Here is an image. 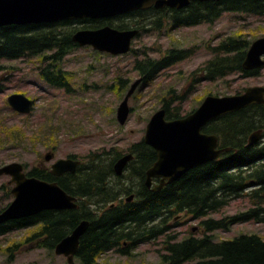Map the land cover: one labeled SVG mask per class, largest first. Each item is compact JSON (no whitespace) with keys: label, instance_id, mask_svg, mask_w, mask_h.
Returning <instances> with one entry per match:
<instances>
[{"label":"trees","instance_id":"16d2710c","mask_svg":"<svg viewBox=\"0 0 264 264\" xmlns=\"http://www.w3.org/2000/svg\"><path fill=\"white\" fill-rule=\"evenodd\" d=\"M225 11H239L264 16V0H208L191 1L181 9L153 7L133 10L109 19L61 20L48 23L0 26V60L19 58L40 59V76L49 84L68 87V76L59 68V62L74 47L72 34L76 28L68 26L86 23L82 28H97L104 24L118 29L149 28L159 31L164 26H193L213 23ZM128 17L129 21L113 23V19ZM144 25H147L145 28ZM250 41L238 34L229 35L217 45L208 47L213 57L202 67L203 79L214 80L233 72L243 76L257 75L260 69L241 67ZM190 51L170 48L159 59H136L134 69L148 83L160 69L188 56ZM200 70V69H199ZM194 74V73H193ZM125 81H120L124 86ZM176 96V99L181 98ZM166 118L182 117L168 103L162 106ZM262 129L264 137V104H252L238 111L224 114L207 123L202 131L219 137V147L229 148L211 161L192 167L176 180L153 191L143 183L144 171L156 159L155 151L141 139L131 143L127 151L133 154L124 172L117 176L113 164L120 153L114 151L89 152L74 173L54 176L46 167L33 166L27 175L47 181H56L67 193L77 197L74 209L43 210L34 215L0 223V234L12 230L35 227L31 238L52 250L82 220L87 229L79 238L75 258L80 264H97L103 253L115 250L130 255L139 243L164 235L163 264H264V238L258 233L240 232L231 238L215 239V230H229L233 224L244 221H262L261 202L264 200V141L247 145L250 133ZM4 141L19 145L26 139L25 130L10 127L0 131ZM70 157H74L69 155ZM1 165V164H0ZM25 165V163H24ZM124 179L121 183L119 180ZM9 186L0 185L2 196H10ZM129 192L135 197L127 200ZM247 192L253 200L252 208L220 217L207 216L225 207L231 198ZM125 197V200L123 197ZM5 207V206H4ZM0 207V211L4 208ZM180 213L199 221L203 233L189 234L176 240V234L167 233L169 223ZM17 246L13 243L9 249Z\"/></svg>","mask_w":264,"mask_h":264},{"label":"rangeland","instance_id":"374dc122","mask_svg":"<svg viewBox=\"0 0 264 264\" xmlns=\"http://www.w3.org/2000/svg\"><path fill=\"white\" fill-rule=\"evenodd\" d=\"M121 21L127 22L129 18L113 19L116 24ZM84 25L86 23L68 26L80 29ZM147 28L141 31L137 28L140 32L132 40L131 50L125 54L96 51L88 45L72 48L58 63L68 76V87L46 82L39 74L42 63L37 57L1 59L0 131L20 127L25 130L26 139L19 145H12L4 141L2 134L0 164L22 162L28 171L33 166L49 167L57 158L69 155L82 161L87 153L94 151L125 153L131 143L143 138L146 123L163 102L184 116L197 108L207 95H231L243 92L248 86H264V67L258 68L257 75L243 76L233 72L214 80L203 79L204 71H201L205 62L213 57L208 47L217 45L227 36L241 34L251 42L264 35V16L225 11L210 24L172 28L166 25L159 31ZM174 47L188 49L190 53L186 58L160 69L148 83H140L136 87L128 99L131 108L128 119L124 125H119L116 108L130 84L139 78L133 66L135 60L159 59ZM121 80L125 81L124 86L120 84ZM12 93H22L34 100L29 114H18L10 108L7 97ZM178 95L182 97L176 99ZM47 152L54 153L53 160L43 159ZM8 179L9 176L1 175L0 185L6 184ZM243 193L207 216L217 218L252 208V198L247 192ZM11 199V194L2 196L0 190V207L6 206ZM261 203L262 221H244L233 224L227 231L215 230V239L231 238L240 232H255L264 238V200ZM175 218L169 221L173 227L167 233L176 234V240L189 234L199 236L203 233L199 224L202 218L195 219L186 213ZM192 227L196 229L192 231ZM35 229L27 227L0 234V264H80L75 257L68 263L66 256L41 247L36 237L28 239ZM164 237L165 234L139 243L130 255L109 250L100 255L97 264H163L160 255L165 252ZM13 243L17 246L9 249ZM194 263L188 261L183 264Z\"/></svg>","mask_w":264,"mask_h":264},{"label":"water","instance_id":"95a60500","mask_svg":"<svg viewBox=\"0 0 264 264\" xmlns=\"http://www.w3.org/2000/svg\"><path fill=\"white\" fill-rule=\"evenodd\" d=\"M194 0H0V26L7 24L26 25L48 23L61 20L100 19L121 15L133 10L164 6L181 9ZM208 1V0H199ZM218 1V0H213ZM138 29H118L110 25L97 28H80L72 34V40L79 46L90 45L93 49L110 54H123L130 50L132 39ZM264 35L249 44L241 67L256 69L264 65ZM141 79L134 80L116 108V120L125 124L130 113L128 99ZM8 105L19 114H28L32 100L22 93H12L7 97ZM251 104H264V86L252 85L243 92L231 95H207L192 112L185 116L167 119L163 107L157 109L145 126L143 141L156 153V159L146 170V185L151 177L160 178L154 190L170 183L192 167L216 159L229 148L218 147L215 134H208L202 128L210 121L227 113L238 111ZM261 129L253 131L248 144L261 136ZM54 158L53 152L43 155L45 161ZM131 153L120 156L113 164L116 175H120ZM80 165L79 159L58 158L50 164L54 176L74 173ZM10 176L13 198L0 211V223L34 215L43 210L74 209L78 207L77 197L67 193L56 181H47L29 176L23 171V164L17 161L0 166V176ZM88 221H80L72 231L54 246L57 255H64L71 263L76 254L79 238L87 229ZM196 227L192 228L194 231Z\"/></svg>","mask_w":264,"mask_h":264},{"label":"bare ground","instance_id":"6f19581e","mask_svg":"<svg viewBox=\"0 0 264 264\" xmlns=\"http://www.w3.org/2000/svg\"><path fill=\"white\" fill-rule=\"evenodd\" d=\"M194 1H199V0H194ZM190 2H191V1H190ZM190 2H189V3H190ZM166 7H167V6H166ZM185 7H186V6H185ZM169 8H171V7H169ZM183 8H184V7H183ZM147 9H149V8H147ZM175 9H177V8H175ZM142 10H143V9H142ZM117 16H118V15H117ZM114 17H116V16H114ZM114 17H110V18H114ZM100 19H109V18H100ZM75 20H80V19H75ZM104 25H108V24H104ZM110 26H111V25H110ZM111 27H112V26H111ZM114 28H115V27H114ZM127 29H130V28H127ZM135 29H137V28H135ZM138 31H139V30H138ZM139 32H140V31H139ZM139 32H138V34H139ZM138 34H137V35H138ZM137 35H136V36H137ZM136 36H135V37H136ZM135 37H134V38H135ZM132 40H133V39H132ZM73 42H74V41H73ZM131 42H132V41H131ZM75 43H76V42H75ZM250 43H251V42H250ZM76 44H77V43H76ZM77 45H78V44H77ZM78 46H79V45H78ZM85 46H86V45H85ZM88 46H90V45H88ZM91 47H92V46H91ZM92 49H93V48H92ZM247 49H248V48H247ZM94 50H95V49H94ZM130 50H131V45H130ZM130 50H129V51H130ZM96 51H98V50H96ZM129 51H128V52H129ZM101 52H103V51H101ZM107 53H108V52H107ZM123 54H125V53H123ZM116 55H118V54H116ZM263 57H264V56H263ZM262 67H264V65H263ZM262 67H261V68H262ZM244 70H255V69H244ZM139 78L141 79L140 83L142 84V78H141L140 76H139ZM137 79H138V78H137ZM135 80H136V79H135ZM140 83H139V84H140ZM139 84H138V85H139ZM262 86H263V85H262ZM205 97H206V96H205ZM251 105H252V104H251ZM246 107H247V106H246ZM184 116H185V115H184ZM261 131H262V129H261ZM250 134H251V133H250ZM249 136H250V135H249ZM249 136H248V138H249ZM260 140H261V138L258 139V141H255V142L252 143V144H248V139H247V145H248V146H252V145L256 144L257 142H259ZM151 165H152V164H151ZM151 165H150V166H151ZM150 166H149V167H150ZM149 167H148V168H149ZM148 168H147V169H148ZM131 195H132V194L130 193L129 196L126 198V200L130 199ZM132 199H133V198H132ZM202 219H203V217H202Z\"/></svg>","mask_w":264,"mask_h":264},{"label":"flooded vegetation","instance_id":"af4514ba","mask_svg":"<svg viewBox=\"0 0 264 264\" xmlns=\"http://www.w3.org/2000/svg\"><path fill=\"white\" fill-rule=\"evenodd\" d=\"M198 77H199V76H198ZM259 139H260V138H259ZM40 166H43V165H40ZM147 168H148V167H147ZM147 168H146L145 171H144V179H143V183H144V185H145L146 188L151 189V190L154 191V187L160 182V178H158V177H151V178H150V184H149V185H146V170H147ZM62 175H63V174H62ZM131 194H132V195H131L130 199H128V200H132V198L135 197V193H134V192H132ZM126 201H127V200H126Z\"/></svg>","mask_w":264,"mask_h":264}]
</instances>
